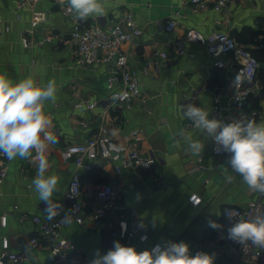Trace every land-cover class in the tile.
<instances>
[{
  "label": "crops",
  "instance_id": "obj_1",
  "mask_svg": "<svg viewBox=\"0 0 264 264\" xmlns=\"http://www.w3.org/2000/svg\"><path fill=\"white\" fill-rule=\"evenodd\" d=\"M104 4L106 15L91 17L82 24H107L131 15L142 29L138 38L122 46L132 68L140 71L153 60L156 49L165 50L170 56L159 71L150 66L146 74H140L141 96L128 107L115 108L109 101L105 77L110 66L77 63L70 39L74 17L63 14L52 0H41L35 10L43 13L44 20L29 35L26 32L30 29L33 10L17 9L16 0H0V72H6L14 81L31 76L37 81L54 78L57 82V100L49 102L44 109L50 119L48 131L58 137V143L49 145L45 151L51 164L49 173L60 177L59 191L52 199H63L74 169L71 160L62 158L61 151L67 144L85 141L101 124L107 126L110 136L117 141H123L127 133L138 129L140 151L156 157L152 167L126 168L116 175L112 163L98 159L89 172L82 174L86 183L114 180L117 195L138 210L148 230V240L145 244L119 241L134 246L137 251L150 249L164 240L184 241L193 255L203 251L215 256L214 264H231L226 256L204 243L213 230L209 221L219 220L224 205H245L259 193L249 191L239 176L225 171V155L214 156L209 138L191 126V121L181 118L184 106L180 102L195 88L200 93L192 104L210 112L212 95L204 87L219 82L221 75L212 68V59L202 44L186 42L185 53L179 55L175 54L173 43L191 27L203 32L232 33L262 28L264 0H237L221 12H192L189 0H104ZM172 18L177 20V25L166 30L165 25ZM45 34H51V40L38 44ZM23 35L31 41L28 46L22 44ZM92 101L96 105L88 108L87 103ZM252 107L260 112L255 118L247 119L264 122V98L254 103L252 100ZM180 128H186L194 139L206 143L201 155L188 154L175 145L174 133ZM199 156L203 168L199 167ZM36 170L35 152L30 159L9 162L7 177L0 185V248L3 236L8 238L12 249H18L36 234L31 219L19 221V214H47L45 204L30 187ZM227 175L235 179L228 182ZM193 193L201 198L197 206L189 201ZM2 215H6L5 224L1 223ZM62 234L75 244L77 262L87 264L95 250L106 252L118 240L107 232L76 224L65 225ZM24 264H51L48 250L44 247L33 252Z\"/></svg>",
  "mask_w": 264,
  "mask_h": 264
},
{
  "label": "built area",
  "instance_id": "obj_2",
  "mask_svg": "<svg viewBox=\"0 0 264 264\" xmlns=\"http://www.w3.org/2000/svg\"><path fill=\"white\" fill-rule=\"evenodd\" d=\"M41 0H16L17 9L30 8L33 14L30 20V35L38 24L44 20V15L35 8ZM59 5L61 12L73 16L63 0H52ZM237 0H189L192 12L224 11L229 4ZM75 19V18H74ZM70 30V39L75 48L77 63L81 65L104 64L110 66L105 81L109 89V101L113 107H128L141 96L140 74H146L150 66L159 71L170 58L165 50L156 49L154 58L144 65L140 71L128 64V55L122 50L125 43L138 38L142 29L131 15L121 20L107 24L91 22L82 24L75 19ZM218 21V20H217ZM177 20L172 18L166 25V30H172ZM51 34H45L38 44L50 41ZM22 44L28 46L31 41L27 35L21 38ZM186 42L202 44L210 58L212 68L221 75L217 83H208L204 89L212 95L210 113L212 116L231 121L256 117L260 110L252 107V100L262 99L264 90V61H259L252 51L238 43L230 31L212 30L203 32L197 28H187L183 36L173 43L175 54L185 53ZM200 89L195 88L180 104H192ZM96 102H88L87 107L93 108ZM139 130L133 129L124 136L123 141H117L110 136L105 124L98 126L97 132L83 142L67 144L61 151L64 160H71L74 169L70 174L67 188L62 200H55L63 206L53 218L44 214H19V221L30 218L36 226V234L30 236L18 249L10 247L6 236L1 238L0 264H24L33 252L46 248L51 264H87L77 262V248L70 238L62 234V228L68 224L90 227L93 230L107 232L112 238L122 240L125 244L136 242L145 244L149 233L141 224L138 210L122 201L117 195L115 181L86 183L82 174L89 172L95 160L101 159L112 163L116 175L126 168H150L156 163L152 154H144L139 149ZM211 153L214 143L210 141ZM201 156L197 161L200 168ZM9 160L0 155V185L8 174ZM80 169L83 171L81 172ZM161 181L160 183H162ZM201 198L193 193L189 197L192 205L197 206ZM45 208V206L43 207ZM46 213V212H45ZM264 215V195L258 194L245 205L226 204L222 207L218 224L223 227L213 229L204 239V243L214 249L217 254L226 256L231 264H264V249L242 246L228 238L227 229L240 218L249 219L254 215ZM6 215L1 216L5 224ZM122 223L126 228H122ZM142 237L144 239H142ZM154 243L150 249L156 245Z\"/></svg>",
  "mask_w": 264,
  "mask_h": 264
},
{
  "label": "clouds",
  "instance_id": "obj_3",
  "mask_svg": "<svg viewBox=\"0 0 264 264\" xmlns=\"http://www.w3.org/2000/svg\"><path fill=\"white\" fill-rule=\"evenodd\" d=\"M63 3L79 21L106 15L104 0H63ZM57 94L54 78L37 81L27 76L14 81L6 72H0V155L13 161L30 159L36 153L37 170L30 187L45 204L49 219L63 209L52 199L59 191L60 177L49 173L51 164L45 155L49 145L58 143V137L48 131L50 119L44 111L49 102H56ZM181 118L191 121V126L214 143L217 155H225V171L239 176L249 191L264 195V122L243 118L224 121L195 104L184 106ZM174 141L191 155H201L206 147L205 142L194 139L186 128L174 133ZM225 179L231 182L235 176L227 175ZM138 226L145 227L143 223ZM209 226L223 227L215 221H209ZM122 228H126L123 223ZM227 234L243 249L248 246L264 249V215L240 218L231 224ZM214 260L213 254L203 251L193 255L184 241L164 240L151 249L137 251L134 246L115 240L106 252L95 250L89 264H214Z\"/></svg>",
  "mask_w": 264,
  "mask_h": 264
},
{
  "label": "trees",
  "instance_id": "obj_4",
  "mask_svg": "<svg viewBox=\"0 0 264 264\" xmlns=\"http://www.w3.org/2000/svg\"><path fill=\"white\" fill-rule=\"evenodd\" d=\"M262 27V26H261ZM234 33H232L233 36H235L236 40L238 41L239 44H241L242 46L248 47V44L253 42L254 40H256V38L258 37V34L261 33V28L254 30V29H249V28H245L242 29L241 31H239V33H237L235 30L233 31ZM247 45V46H246ZM252 53L254 54V56L259 60V61H264V59H261L259 57V55L257 53L261 52L264 53V48L262 50H258V49H252L250 47H248ZM263 98H264V90H263ZM257 101V99L253 100ZM256 105H258V102H256Z\"/></svg>",
  "mask_w": 264,
  "mask_h": 264
},
{
  "label": "rangeland",
  "instance_id": "obj_5",
  "mask_svg": "<svg viewBox=\"0 0 264 264\" xmlns=\"http://www.w3.org/2000/svg\"><path fill=\"white\" fill-rule=\"evenodd\" d=\"M264 26V25H263ZM247 46V45H246ZM248 47L262 50L264 48V27L261 28V33L258 34L256 40L248 44ZM261 59H264V53H257Z\"/></svg>",
  "mask_w": 264,
  "mask_h": 264
}]
</instances>
